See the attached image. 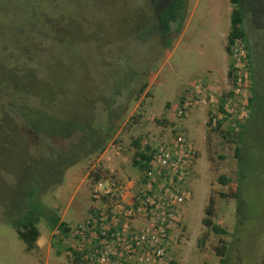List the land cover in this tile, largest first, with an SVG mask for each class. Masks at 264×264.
<instances>
[{"label": "rangeland", "instance_id": "1", "mask_svg": "<svg viewBox=\"0 0 264 264\" xmlns=\"http://www.w3.org/2000/svg\"><path fill=\"white\" fill-rule=\"evenodd\" d=\"M167 1L57 0L54 4L48 0L8 1L4 43L9 47L28 44V41L34 44L35 34L46 30L40 17L43 10L53 18H60L63 28L69 29L71 34L74 30L70 27L79 26L75 33L81 42L70 50L64 51L53 42L39 40L45 54L40 57L33 51L31 55L41 62L43 78H54L62 85L69 81L76 94L94 99L103 92L110 94L106 89L115 85V90L122 77L139 74L135 90L131 92V102L128 90L115 99L116 111L119 115L124 113L125 119L104 151H94L86 160L71 167L64 184L43 200L69 227H76L90 216L93 207L100 205L94 194L95 173L115 179L124 190L135 194L133 142L143 137L145 142L161 144L175 131L183 132L198 151L190 180L193 198L186 207L184 227L173 233L167 261L169 264H263L264 0H245L243 7V26L254 69L247 84L256 81L253 89L257 97H261L260 105L252 117H249L251 108L244 109V116L240 103L236 108L230 107L233 114L224 118L218 130L208 126L211 105L204 103L195 107L185 117H179L178 111L181 98H191V90L195 91L196 87L201 88L204 100L214 90L226 98L230 93L240 94V91L235 92L237 88H233L228 78L230 57L226 51L234 8L230 0H186L185 19L174 25L170 47L165 45V39L157 30L133 35L140 32L143 25L134 22V11L151 14L153 23L154 12ZM178 25L181 26L179 30ZM144 83L147 88L137 97ZM241 93L246 99L252 96L247 89ZM75 100L78 102L79 96ZM97 109L94 123L107 129L108 119L101 104ZM49 113L51 115L50 110ZM87 113L90 119L92 115ZM241 125H244L243 131ZM238 147L250 151L244 165L241 156H245L242 152L237 154ZM222 176L231 179L232 184L223 185L219 180ZM239 182H242L248 202L244 223L236 215L237 201L228 196L234 194ZM4 189H0V201L3 197L4 201L9 200ZM212 199L213 221L225 229L227 235H217L203 225L204 219L210 217L206 211ZM39 229L38 246L28 252L14 228L5 222L0 208V264H72L74 257L70 249L75 240L54 242L55 230L44 218ZM223 246L227 249L221 256L217 248Z\"/></svg>", "mask_w": 264, "mask_h": 264}, {"label": "trees", "instance_id": "2", "mask_svg": "<svg viewBox=\"0 0 264 264\" xmlns=\"http://www.w3.org/2000/svg\"><path fill=\"white\" fill-rule=\"evenodd\" d=\"M8 1L15 0H0V189L1 187L5 188L4 191L7 192L5 196H9V200L4 201L5 197H3L0 201V208L5 222L14 228L19 239L24 242L27 251L30 252L38 246L41 237L39 224L43 218L47 219L55 230L54 242L69 238L73 240L81 238L78 232L82 222L76 227H69L66 221L61 220L43 199L64 184L65 175L71 167L86 160L94 151L101 153L104 151L107 143L113 138L125 119L124 113L119 115L116 111L117 100L115 99L121 97L123 91L128 90L130 93L128 101L131 102V92L135 90V80L139 77V74L136 72V74H132L133 76L128 75L125 79V76L122 77L117 83L116 91L114 90L115 85H112L109 89H106L110 94L103 92L101 96L94 99L91 96L85 98L81 93L76 94L69 81L62 85L56 83L54 78H49L50 80L43 78L40 74V71L42 73L41 62L33 54L31 55L33 51L39 56L41 55L40 57L45 54V50L42 49L43 46L40 47L39 40L44 39L53 42L58 47H62L64 51L70 50L81 42V38L75 33L79 26L70 27L74 30L71 34L69 29L63 28L64 23L60 18L56 16L53 18L43 10L40 17L43 18V25L46 30H42L40 35L35 34L34 44L28 41V44L22 43L16 47H9L8 44L4 43L8 24ZM36 1L43 2L45 0H32V2ZM48 1L51 4L57 2V0ZM244 2L245 0H230V4L234 9L231 13V29L226 51L230 57L228 78L233 87L247 89L248 92L252 93L246 105L249 109L251 108L249 117H252L254 111L257 112L261 97L258 98L255 89H253V86H256L255 80H253V84L249 86L247 84L254 69L249 52L247 33L243 26L245 19ZM41 6H44V3ZM159 6L161 5L159 4ZM186 6V0L167 1L165 6H161L154 12L153 23L151 14L136 9L134 11V22L143 23V25L140 27V32H135L133 35L139 36L140 33L147 34L148 30H157L160 36L165 39V45L170 47V36L173 27L185 19ZM62 20L66 21L65 19ZM35 21L38 23L37 20ZM180 28L181 26L178 25L177 30ZM52 37L53 39H50ZM237 42L245 45V57L241 59L243 67H236L237 59L232 51ZM58 47L56 48L59 49ZM33 62L37 65L32 66ZM244 72L249 74L247 78L244 77ZM146 88L147 83H144L139 88L137 97ZM76 96H79L78 102L75 100ZM228 97L235 98L236 96L230 93ZM185 99V97L181 98V106L182 101ZM242 100V97L239 96L235 104L238 105L237 101L241 103ZM220 101V113L230 117L232 113L228 114L225 111L228 98L224 95ZM98 104H101L103 111L106 113L108 119L107 129H103L99 123H94ZM49 110L51 115H49ZM87 112L92 115L90 119H87V117H90L86 115ZM223 115L219 119L210 111L208 126L213 130L220 129L225 120ZM213 118H217L215 127H212ZM241 127V131H243L244 125H241ZM174 133L185 134L178 131ZM240 135L242 139V133ZM240 143L242 144V140ZM133 146L136 150L133 156V168L136 170L133 185L134 189L138 191L141 186L146 185L148 182L147 173L151 170L150 162L159 144L145 142L143 137H139L133 142ZM243 148L238 147L237 149V154L242 152L245 156L244 158L241 156L242 165L246 163L250 156V151L246 148L243 151ZM93 176L95 180L94 194L101 196L100 202L113 207L111 197H115V191L102 194L96 189L99 183H106L107 185L108 183H115L116 180L104 177L100 173H95ZM219 180L223 185L232 184V180L224 176L220 177ZM117 185L119 184L117 183ZM127 191L129 192V189L118 190L116 195L121 196L122 193ZM137 191L133 192L136 194ZM228 196L237 201L236 215L239 221L244 223L248 212V202L245 199L242 182L238 183L234 194ZM142 205L145 207L144 204L136 202L128 209ZM108 212L109 219L115 215L122 223L133 220L131 216H128L127 211L114 213L111 209ZM206 213L210 217L204 219L203 225L210 228L217 235H227V231L213 221V199ZM89 215L90 220L98 219L101 215V208L99 206L93 207L89 211ZM254 218L250 220H254ZM72 247L70 255L74 257L73 262H77L79 261V255L73 252ZM226 249L223 246L217 248V251L221 256H224ZM224 261L225 259H223ZM261 261L264 264V256Z\"/></svg>", "mask_w": 264, "mask_h": 264}, {"label": "built area", "instance_id": "3", "mask_svg": "<svg viewBox=\"0 0 264 264\" xmlns=\"http://www.w3.org/2000/svg\"><path fill=\"white\" fill-rule=\"evenodd\" d=\"M244 46L237 42L232 48L237 59L236 67H243ZM248 75L244 72L245 78ZM236 88L235 92L240 91V94L236 95V99L228 98L225 110L231 113L230 107H238L239 102L237 105L235 101L240 96L243 99L240 103L242 114L245 116L248 99L242 96L243 89ZM200 92L201 88L196 87L192 97L183 101L179 117H185L192 108L205 103L211 105L213 115L220 119L223 114L218 104L223 95L214 90L204 100ZM212 122L216 126L217 118H213ZM197 154L195 145L185 134L174 133L159 144L150 162L148 182L135 195H129L128 191L121 196L116 195L118 190L123 189L116 182L107 185L99 183L96 190L102 194L115 191V197H111L113 207L99 202L100 217L93 220L87 217L79 226L81 238L75 240L72 247L73 252L79 255V261L72 264H169L167 253L173 233L183 227L185 207L193 198L190 180ZM95 198L100 201L101 196L96 194ZM136 202L145 207L128 209ZM111 209L114 213L127 211L133 220L122 223L115 215L109 219L108 211Z\"/></svg>", "mask_w": 264, "mask_h": 264}, {"label": "clouds", "instance_id": "4", "mask_svg": "<svg viewBox=\"0 0 264 264\" xmlns=\"http://www.w3.org/2000/svg\"><path fill=\"white\" fill-rule=\"evenodd\" d=\"M193 92H194V91L191 90V94H192V95H193ZM185 100H187V98H186ZM220 100H221V99H220ZM182 102H183V101H182ZM220 102H221V101H220ZM220 102H219V104H218V108H219V106H220ZM200 106H201V105H200ZM200 106H196V107H200ZM225 106H226V105H225ZM194 108H195V107H194ZM192 109H193V108H192ZM210 111H212V107H211ZM210 111H209V112H210ZM225 111H226V110H225ZM178 112H179V111H178ZM226 112H227V111H226ZM228 114H231V113H228ZM232 114H233V113H232ZM186 116H187V115H186ZM224 117L226 118L227 116H224ZM209 118H210V116H209ZM208 122H209V119H208ZM212 127H215V126L212 125ZM195 147H196V146H195ZM196 149H197V148H196ZM187 205H188V204H187ZM187 205H186V207H187ZM186 207H185V216H184V220H185V218H186ZM184 223H185V222H184ZM183 227H184V224H183ZM183 227H182V228H183ZM182 228H181V229H182ZM171 243H172V241H171ZM171 243H170V247H171ZM170 247H169V249H168V252L170 251Z\"/></svg>", "mask_w": 264, "mask_h": 264}]
</instances>
